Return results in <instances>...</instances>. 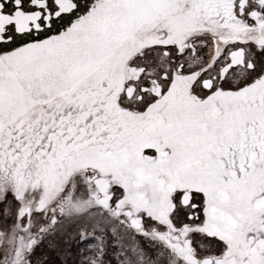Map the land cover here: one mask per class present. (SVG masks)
Here are the masks:
<instances>
[{
    "label": "snow or ice",
    "instance_id": "obj_1",
    "mask_svg": "<svg viewBox=\"0 0 264 264\" xmlns=\"http://www.w3.org/2000/svg\"><path fill=\"white\" fill-rule=\"evenodd\" d=\"M0 264H264V0H0Z\"/></svg>",
    "mask_w": 264,
    "mask_h": 264
}]
</instances>
